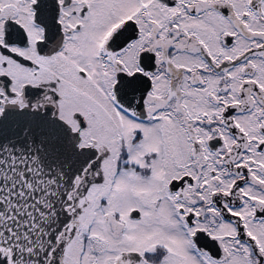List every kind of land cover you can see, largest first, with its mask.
<instances>
[{
    "label": "snow or ice",
    "instance_id": "snow-or-ice-1",
    "mask_svg": "<svg viewBox=\"0 0 264 264\" xmlns=\"http://www.w3.org/2000/svg\"><path fill=\"white\" fill-rule=\"evenodd\" d=\"M0 264H264V0H0Z\"/></svg>",
    "mask_w": 264,
    "mask_h": 264
}]
</instances>
